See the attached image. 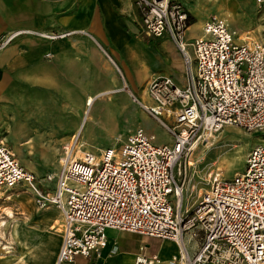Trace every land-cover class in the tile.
I'll list each match as a JSON object with an SVG mask.
<instances>
[{"label":"built area","instance_id":"1","mask_svg":"<svg viewBox=\"0 0 264 264\" xmlns=\"http://www.w3.org/2000/svg\"><path fill=\"white\" fill-rule=\"evenodd\" d=\"M185 1L190 0H133L138 33L175 46L185 84L153 77L146 85L150 105L123 87L171 144L155 145L153 135L136 128L119 147L96 156L81 150L72 136L62 145L58 173L40 177L0 139V192L25 193L37 209L55 210L62 218L55 264L77 258L95 264L107 247V231L177 246V253L163 260L140 245L133 264H264V141L247 152L243 173L227 179L211 171L198 190L191 184L193 153L201 142L227 127L264 137V42L235 38L217 17L207 19L201 35L186 42L191 22ZM252 1L264 6V0ZM72 34L19 30L0 37V50L21 36L56 41ZM187 194L196 199L190 205L186 201L184 210ZM186 235L196 240L192 254ZM118 253L113 243L108 256Z\"/></svg>","mask_w":264,"mask_h":264},{"label":"rangeland","instance_id":"2","mask_svg":"<svg viewBox=\"0 0 264 264\" xmlns=\"http://www.w3.org/2000/svg\"><path fill=\"white\" fill-rule=\"evenodd\" d=\"M50 2H52L50 6H45L34 0H0V29L6 27L9 31L17 27L34 28L42 25L50 27L52 22L46 19V16L53 14V17L57 18L59 16L57 13L61 11H63L61 14L72 18L71 27H82L86 22L87 14L93 10L91 0ZM184 4L188 8L191 22L185 36L188 43H192L193 39L201 35L203 23L211 17L222 19L235 33V38L242 39L243 35H246L249 37H243V40L264 42V6L258 8L252 0H190L185 1ZM96 6L100 7L98 4ZM100 10L103 20L105 12L101 7ZM142 41L140 42V86L133 73L128 75L119 66L124 76L121 78L113 65L118 78L111 85L114 88L120 85L123 88L128 85L126 87L137 99L150 105L146 93V82L152 78L151 75L153 77L170 76L179 86L185 84L186 76L181 54L169 40L145 41L142 39ZM163 42L168 45L164 46ZM176 58H179L181 63H178ZM132 84L136 88L140 87L138 91L140 94L131 89ZM102 89L97 82L95 88H91L89 95L94 96ZM100 95L94 97L87 106L71 109L68 114L66 112L53 114L52 109L49 108L44 113L41 124L60 135L75 131V128L79 126L78 133L76 131L74 137L78 138L81 144L80 149L96 156L105 148L119 147L129 132L136 128H142L147 134L153 135L155 145L171 144L172 140L166 131L147 116L141 107L126 101L125 97L131 99L128 91L114 92L113 90L111 95ZM18 122L17 118L14 125L23 127ZM14 125L11 123L13 130L9 138L8 123L1 122L0 139L11 147L22 165L27 169H30V166L36 167L33 172L41 175L40 177H44L46 173H58L61 156L59 153H62V146L18 145L13 139L16 138V133H27L30 128H22L21 132H17ZM262 141L264 137L237 127H227L217 136L201 142L193 153L196 167L191 184L194 183L198 190L211 171L218 172L222 178L227 179L237 173H243L247 152ZM15 198L21 201L28 198L30 205L18 202ZM184 198L186 199L183 204L185 210L186 201L190 205L196 198L194 194L193 196L187 194ZM47 211L37 209L31 197L25 193L17 191L0 193V264H38L35 261L46 250L45 243H49L51 254L49 258L47 254L45 255L48 260L44 262L52 264L59 247V236L49 230L48 226L51 222L45 215L50 212L56 216L58 212L52 209ZM9 212L13 213V217H8ZM107 236L109 245L116 242L119 255L113 256V259L109 261L102 257L103 260H99L101 262L98 261V264H130L131 254L136 253L140 245H148V253H158L165 260L177 253L176 244L170 241L119 231H107ZM184 239L189 254H192L196 240L190 242L187 235ZM71 264H87V261L77 258Z\"/></svg>","mask_w":264,"mask_h":264},{"label":"crops","instance_id":"3","mask_svg":"<svg viewBox=\"0 0 264 264\" xmlns=\"http://www.w3.org/2000/svg\"><path fill=\"white\" fill-rule=\"evenodd\" d=\"M34 1H39L45 6H50L52 3L46 0ZM91 2L93 10L87 14L86 22L82 27H71L72 18L61 14L63 13L61 11L57 13L59 15L57 18L53 17V14L46 16V19L52 22L50 27L45 25L34 28L17 27L9 31L6 27L0 29V37L19 30L73 32L72 35L56 41L21 36L0 50V123H8L9 138L13 130L11 123L14 125L17 118L18 123L23 126L14 125L17 132H21L22 128H30L27 133H16V138L13 139L18 145L62 146L66 144L72 136H75L76 131L78 133L79 126L75 128V131L63 135L53 132L41 124L43 115L49 108L52 109L53 114H65V112L68 114L71 109L87 106L101 93L109 92L108 95H111L113 90L114 92L123 90L121 85L116 88L111 85L118 77L116 78L117 74L112 63L100 47L108 53L118 68L120 66L128 75L133 73L140 86V42H143L142 39L145 41L148 39L138 33L137 11L133 0L117 2L91 0ZM96 4L100 5L105 12L103 20L100 7ZM243 37L249 36L243 35ZM163 45L168 44L163 42ZM176 59L178 63H181L179 58ZM121 68L119 70L123 76ZM151 77L153 78V75ZM97 82L103 89L94 96H90L89 92L91 88H95ZM139 86L136 88L132 84L131 89L140 94ZM125 98L129 103H134L130 98V100ZM30 167L26 169L34 173L33 170L36 167ZM16 200L30 205L28 198L24 201ZM53 215L48 212L45 216L51 222L48 226L49 230L57 234L60 231L61 219L59 213L56 216ZM48 241L50 242L51 239ZM48 245L49 243L44 244L46 250L37 257L35 262L38 264H46L44 261L48 259L45 255L47 254L49 258L51 254V248ZM111 247L112 245L108 243L99 260L102 257L106 261L113 259V256H108ZM136 253L131 254L130 264H133ZM118 255L119 253L114 256ZM99 260L95 264H98ZM92 263L94 264V261ZM52 264H55V259Z\"/></svg>","mask_w":264,"mask_h":264},{"label":"bare ground","instance_id":"4","mask_svg":"<svg viewBox=\"0 0 264 264\" xmlns=\"http://www.w3.org/2000/svg\"><path fill=\"white\" fill-rule=\"evenodd\" d=\"M109 94V92H106V93H102L100 96H103V95H108ZM74 137V136H73ZM0 193H2V192H0ZM3 194V193H2ZM60 215V214H59ZM8 217H13V214L11 213V212H9L8 213ZM57 218V217H56ZM52 219V218H51ZM60 219H61V224H62V218H61V216H60ZM52 221V220H51ZM60 228H61V225H60ZM102 254V253H101ZM106 256V255H105ZM83 259V258H82ZM103 260V259H102ZM99 262H101V261H99Z\"/></svg>","mask_w":264,"mask_h":264}]
</instances>
